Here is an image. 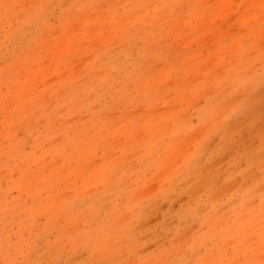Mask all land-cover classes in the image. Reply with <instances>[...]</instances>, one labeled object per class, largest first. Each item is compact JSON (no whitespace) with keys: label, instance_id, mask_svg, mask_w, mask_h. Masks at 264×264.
Segmentation results:
<instances>
[{"label":"rangeland","instance_id":"obj_1","mask_svg":"<svg viewBox=\"0 0 264 264\" xmlns=\"http://www.w3.org/2000/svg\"><path fill=\"white\" fill-rule=\"evenodd\" d=\"M0 264H264V0H0Z\"/></svg>","mask_w":264,"mask_h":264}]
</instances>
